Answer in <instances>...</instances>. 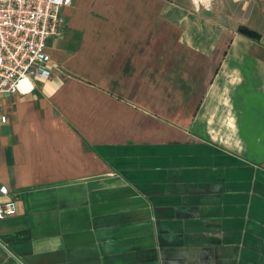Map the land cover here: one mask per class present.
Returning <instances> with one entry per match:
<instances>
[{"label": "crops", "instance_id": "0c3cea01", "mask_svg": "<svg viewBox=\"0 0 264 264\" xmlns=\"http://www.w3.org/2000/svg\"><path fill=\"white\" fill-rule=\"evenodd\" d=\"M61 13L0 94V264H264V0Z\"/></svg>", "mask_w": 264, "mask_h": 264}, {"label": "built area", "instance_id": "2783aa9c", "mask_svg": "<svg viewBox=\"0 0 264 264\" xmlns=\"http://www.w3.org/2000/svg\"><path fill=\"white\" fill-rule=\"evenodd\" d=\"M209 7L212 0H194ZM71 0H0V94L27 93L32 80L50 75L49 58L44 53L50 37L63 33L61 10ZM7 120L0 104V125ZM2 195H8L0 187ZM12 197L0 202V219L14 216Z\"/></svg>", "mask_w": 264, "mask_h": 264}]
</instances>
